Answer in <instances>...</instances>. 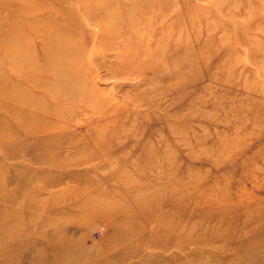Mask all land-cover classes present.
I'll return each mask as SVG.
<instances>
[{
	"label": "rangeland",
	"instance_id": "rangeland-1",
	"mask_svg": "<svg viewBox=\"0 0 264 264\" xmlns=\"http://www.w3.org/2000/svg\"><path fill=\"white\" fill-rule=\"evenodd\" d=\"M0 264H264V0H0Z\"/></svg>",
	"mask_w": 264,
	"mask_h": 264
},
{
	"label": "bare ground",
	"instance_id": "bare-ground-1",
	"mask_svg": "<svg viewBox=\"0 0 264 264\" xmlns=\"http://www.w3.org/2000/svg\"><path fill=\"white\" fill-rule=\"evenodd\" d=\"M102 23V22H101ZM68 48H71L70 46H68ZM19 49V50H18ZM17 50H18V52L16 53L13 49L11 50V53H13V54H17V55H19L18 53L20 52V48L19 47H17ZM10 53V54H11ZM9 54V55H10ZM17 55H16V58H17ZM31 61V59H28L26 62L29 64V62ZM20 65L19 64H17V65H11V67H13L14 69H16L17 70V68L19 67ZM70 75V74H69ZM55 256H57V255H55Z\"/></svg>",
	"mask_w": 264,
	"mask_h": 264
}]
</instances>
